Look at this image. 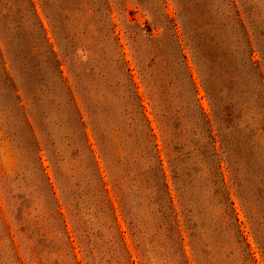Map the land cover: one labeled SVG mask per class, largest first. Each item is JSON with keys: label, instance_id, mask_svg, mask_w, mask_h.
Segmentation results:
<instances>
[{"label": "rangeland", "instance_id": "obj_1", "mask_svg": "<svg viewBox=\"0 0 264 264\" xmlns=\"http://www.w3.org/2000/svg\"><path fill=\"white\" fill-rule=\"evenodd\" d=\"M33 1L45 33L0 0V264H264V0Z\"/></svg>", "mask_w": 264, "mask_h": 264}, {"label": "trees", "instance_id": "obj_2", "mask_svg": "<svg viewBox=\"0 0 264 264\" xmlns=\"http://www.w3.org/2000/svg\"><path fill=\"white\" fill-rule=\"evenodd\" d=\"M30 1V4L32 5V8L34 10V14L36 15V17L38 18V21H39V17H38V13L35 9V4H34V1L33 0H29ZM41 6L44 8V3H41ZM39 24H40V28L41 30L45 33V29H44V26L43 24L41 23V21H39ZM45 40L48 41L47 37H45ZM50 53L52 54L55 62H56V65L58 67V71L60 73V76L61 78H63L62 76V71L60 70L59 68V60L57 58V54L56 52L52 49V47L50 46V49H49ZM0 59H1V62H2V69H3V75H5V78L8 79L10 85H12L14 91V98L16 100V103L18 105V107L20 109H23L24 110V105H23V101L24 99L22 98V96L19 94V86L15 83V80H14V77L11 76V73L10 71L8 70V68L6 67L7 65V60L4 58V52L2 51L1 47H0ZM11 60V59H10ZM43 79V78H42ZM68 94H70V100H71V103H72V109L75 113H77V118H78V122H80V124L82 125L83 129H85V121L83 119V116L81 114V111L79 109H77V105L75 104L76 102V98H75V95L73 92H71L70 88L68 87ZM72 96V97H71ZM73 98V99H72ZM85 132V130H84ZM85 137H86V141H87V134L86 132L84 133ZM50 185V184H49ZM51 187V186H50ZM52 189V188H51ZM53 195H54V192L52 191ZM58 213L61 215L62 213L58 211Z\"/></svg>", "mask_w": 264, "mask_h": 264}]
</instances>
